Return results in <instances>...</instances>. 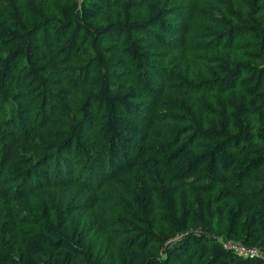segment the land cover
Masks as SVG:
<instances>
[{"label":"trees","instance_id":"obj_1","mask_svg":"<svg viewBox=\"0 0 264 264\" xmlns=\"http://www.w3.org/2000/svg\"><path fill=\"white\" fill-rule=\"evenodd\" d=\"M0 264H264V0H0Z\"/></svg>","mask_w":264,"mask_h":264},{"label":"built area","instance_id":"obj_2","mask_svg":"<svg viewBox=\"0 0 264 264\" xmlns=\"http://www.w3.org/2000/svg\"><path fill=\"white\" fill-rule=\"evenodd\" d=\"M222 245L232 249L234 252L240 253V254H255L256 253V249L253 247H246L243 246L242 244L233 242V241H229V240H225L222 242Z\"/></svg>","mask_w":264,"mask_h":264}]
</instances>
